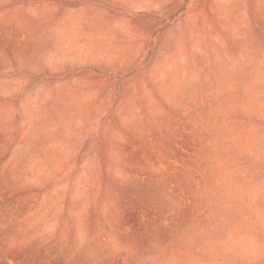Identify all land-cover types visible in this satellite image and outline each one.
<instances>
[{
    "label": "rangeland",
    "instance_id": "374dc122",
    "mask_svg": "<svg viewBox=\"0 0 264 264\" xmlns=\"http://www.w3.org/2000/svg\"><path fill=\"white\" fill-rule=\"evenodd\" d=\"M0 264H264V0H0Z\"/></svg>",
    "mask_w": 264,
    "mask_h": 264
}]
</instances>
